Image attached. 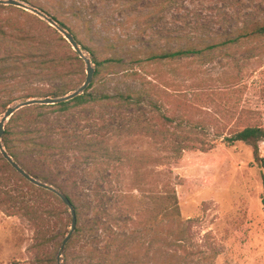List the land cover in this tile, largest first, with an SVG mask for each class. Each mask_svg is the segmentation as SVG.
Here are the masks:
<instances>
[{"label":"rangeland","instance_id":"obj_1","mask_svg":"<svg viewBox=\"0 0 264 264\" xmlns=\"http://www.w3.org/2000/svg\"><path fill=\"white\" fill-rule=\"evenodd\" d=\"M31 1L29 5H43L57 12L101 58L113 53L125 58L120 65L99 69L93 63L94 85L89 92L101 101L72 113L84 123L104 116L108 123L133 124L135 128L123 137L121 146L126 155L144 154L152 160L143 170L141 183L148 222L139 227L128 222L117 228L135 238L136 243L126 250V258L118 264H264L261 200L264 168L254 162L251 145L242 141L230 145L225 140L247 125L264 126V38L252 37L170 62H133V56L151 50L206 45L233 38L246 22L264 18V0H178L159 11H155L159 0ZM15 15L33 21L37 28L44 27L52 36H59L37 14L41 21L21 11L0 7V24ZM29 45L13 39L6 44L7 48L22 50H28ZM112 45L116 52L111 50ZM56 50L64 55L73 54L62 41ZM84 53L91 57L88 51ZM140 68L157 85L156 99L173 122L154 116L146 99L138 109L117 102L115 97L119 93L127 95L139 90V82L130 76V71ZM63 72L67 75L46 81L44 86L52 89L67 84L72 88L69 93L73 92L87 78L86 62L83 58L72 60ZM27 86L0 84V116L9 106L27 100L24 98L30 92ZM51 115L55 114H48L45 120ZM117 139L115 136L112 146ZM260 150L264 156V142H260ZM176 157H181V163ZM63 179V183L74 185L64 172ZM132 180L131 173L123 178V190L127 193L132 191ZM77 182L83 187L90 186L89 180L82 176ZM32 185L0 159V200L6 198L7 190L21 195L19 205L37 203L44 207L45 214L52 211L43 222L34 224L26 207L18 210L0 203V264H40V259L50 256L58 260L63 241L71 230L69 207L58 195ZM171 188L179 199L180 215L162 219L159 213L160 219L154 220L151 215L160 212L163 202L154 203L150 195H165ZM135 194L141 197L138 190ZM127 199L117 204L125 208ZM90 206L84 198L80 218L90 221ZM127 214L134 218L133 212ZM81 240L79 236L70 246V242L66 244L61 264H66V252H80L82 241L85 243V239Z\"/></svg>","mask_w":264,"mask_h":264},{"label":"trees","instance_id":"obj_2","mask_svg":"<svg viewBox=\"0 0 264 264\" xmlns=\"http://www.w3.org/2000/svg\"><path fill=\"white\" fill-rule=\"evenodd\" d=\"M23 1L26 3L32 2L31 0ZM177 2L178 0H159L155 4V11H159V8L177 4ZM0 7L15 12L21 11L41 21L35 14L23 8L13 5H0ZM38 8L52 16L61 26L75 35L81 47L90 53L92 61L98 69L105 65H120L125 62V58L117 53L101 58L98 51L87 44L73 26L59 18L57 12H52L43 5H39ZM46 27L53 29L59 36H52L44 27L37 28L33 21L20 19L16 15L9 16L4 24H0V50H2V54H0V84L2 82L11 83L12 85L29 84L27 89L30 92L24 97L26 99L56 98L68 94L72 88L67 84L52 89L46 88L44 85L46 81L58 80L67 75V72L64 73L63 69L70 61H82L80 55L57 29L49 24ZM252 37L264 38V18L246 22L241 32L233 38L206 45L189 44L186 47L175 49L151 50L148 53H143L142 56L135 54L133 62L154 64L180 60L203 55L209 50H216L223 45L241 42ZM9 39L29 43V49L22 50L13 46L7 48L6 44ZM60 41L65 42L73 54L64 55L59 53L56 49L60 47ZM110 48L116 52L117 48L115 49L113 45ZM82 72H84V68H82ZM130 76L138 80L140 88L133 94L119 93L115 97L119 105L138 109L143 103V99H146L154 116L173 122L170 117L166 116L161 108L162 106L158 103L156 99V94L159 93L158 87L147 76L144 69L132 70ZM93 85L92 82L83 94L69 101L57 104H34L22 108L11 117L3 136V142L8 152L30 175L55 186L65 193L76 207L78 223L71 241H68L70 242L68 246L79 236L82 237V240L85 239V243L81 240L80 252H71L70 254L66 252V264H73L74 260L78 261L77 264H118L123 257L126 258V250L128 251L132 245L134 248L136 243L135 238L126 235L122 230L121 232L117 231V228H123L122 224L127 225L128 222L135 223L138 227L146 225L148 222L143 210L144 193L141 183L144 178L143 170L152 160L144 154L140 156L126 155V149L120 144L123 137L135 128L134 125L130 123L126 125L122 121L120 123L113 121L108 123L104 116L87 119L84 123L81 119L72 115L74 109L94 105L101 101V98L89 92ZM106 98L110 99V96H106ZM50 113L55 115H51L45 120ZM137 125H139L138 122ZM137 129L138 126H136ZM115 136L118 139L116 144L112 146ZM225 140L230 145L240 141L251 145L254 151V162L264 168V156L260 150V142H264L263 125H247L226 136ZM23 157H26L24 158L25 161H22ZM180 158H175L178 163H181ZM0 159L7 166H11L1 152ZM13 170L23 180L30 183L17 170L14 168ZM63 172L68 174L74 185L63 183ZM130 173L133 176V186L132 191L127 193L123 190L122 183H124L123 178ZM81 176L85 180H89L90 186L83 187V185L78 184L77 180ZM262 179L263 193L261 200L264 206V175ZM39 189L57 196L42 187H39ZM137 190L141 197L135 194ZM4 193L6 198L0 200V203L2 205L10 204V207L18 210L26 207L34 224L43 222L46 216L52 214V211H49L48 215L45 214L46 210L41 204L19 205L21 202L17 200H20V194L15 195L7 190ZM24 193L22 190L21 194L23 196ZM150 196L151 201H154V203H157L158 200L163 202L160 212L157 211L156 214L151 215L154 220L160 219L159 213L162 219L180 215L179 199L174 189L171 188L165 195L151 194ZM84 198H87L88 203L91 204L92 217L90 221L84 220L83 217L80 218ZM124 198H128V205L125 208L117 204L118 201L121 202ZM128 212H133L134 218L130 217L127 214ZM122 215H125V219L122 218ZM70 226H72V223L68 227ZM39 262L40 264L45 262L58 264V260L54 256L40 259Z\"/></svg>","mask_w":264,"mask_h":264},{"label":"water","instance_id":"obj_3","mask_svg":"<svg viewBox=\"0 0 264 264\" xmlns=\"http://www.w3.org/2000/svg\"><path fill=\"white\" fill-rule=\"evenodd\" d=\"M0 4L13 5V6H17V7L26 9V10H31L33 13H35V14L39 15L40 17L44 18L45 20H47L51 25H53L59 32H61L64 35V37L72 45L73 49L86 62L87 78H86L85 82L78 89H76L73 92L68 93L64 96H60V97H56V98L45 97V98L27 99L25 101H22L18 104L13 105V106H9L7 108V110L0 116V152H1L2 156L11 164V166L15 170H17V172H19L23 177H25L31 183H33L39 187H42L44 189H47V190L55 193L56 195H58L70 209L71 216H72V226H71L70 232L68 233V235L65 237V239L63 241L61 251H60L59 256H58V264H61L60 257L62 254V250L64 249V247L66 246L68 241L71 239V237H72V235L75 232L76 227H77L78 218H77L76 207L74 206V204L72 203L70 198L65 193H63L59 189H57L55 186H53L49 183L43 182V181L33 177L32 175H30L8 152V150L6 149L4 142H3V136L5 134L6 125L9 122V120L11 119V117L16 112L21 110L22 108H24L26 106L34 105V104H57L60 102L69 101V100L83 94L88 89L90 84L93 82V77L95 74V67H94L92 58L87 56L84 53V50L82 49L81 45L77 41L75 35L70 30H68L67 28L61 26L52 16L46 14L44 11H42L38 7L29 5L28 3H26L22 0H0Z\"/></svg>","mask_w":264,"mask_h":264}]
</instances>
